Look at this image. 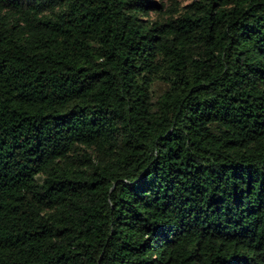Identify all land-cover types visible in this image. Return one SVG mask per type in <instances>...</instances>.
I'll list each match as a JSON object with an SVG mask.
<instances>
[{
	"label": "trees",
	"instance_id": "1",
	"mask_svg": "<svg viewBox=\"0 0 264 264\" xmlns=\"http://www.w3.org/2000/svg\"><path fill=\"white\" fill-rule=\"evenodd\" d=\"M0 264H264V0H0Z\"/></svg>",
	"mask_w": 264,
	"mask_h": 264
},
{
	"label": "rangeland",
	"instance_id": "2",
	"mask_svg": "<svg viewBox=\"0 0 264 264\" xmlns=\"http://www.w3.org/2000/svg\"><path fill=\"white\" fill-rule=\"evenodd\" d=\"M158 1H159V0H158ZM189 1H191V0H179V2H180L181 4H186V3H188ZM164 3H165L166 5H169V0H164ZM152 15L154 16L155 13H152Z\"/></svg>",
	"mask_w": 264,
	"mask_h": 264
}]
</instances>
